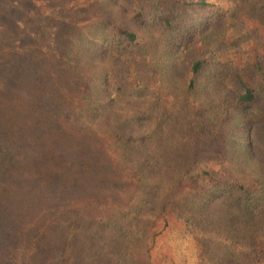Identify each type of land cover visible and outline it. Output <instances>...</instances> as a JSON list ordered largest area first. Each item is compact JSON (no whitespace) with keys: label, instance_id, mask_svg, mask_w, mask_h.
Returning <instances> with one entry per match:
<instances>
[{"label":"trees","instance_id":"1","mask_svg":"<svg viewBox=\"0 0 264 264\" xmlns=\"http://www.w3.org/2000/svg\"><path fill=\"white\" fill-rule=\"evenodd\" d=\"M54 3L62 54L0 47V264H143L169 219L175 264H264V0Z\"/></svg>","mask_w":264,"mask_h":264},{"label":"rangeland","instance_id":"2","mask_svg":"<svg viewBox=\"0 0 264 264\" xmlns=\"http://www.w3.org/2000/svg\"><path fill=\"white\" fill-rule=\"evenodd\" d=\"M56 5L54 0H0V47L2 45L19 47L26 41H32L34 43V49H44L52 56L62 54L63 47L61 44L63 42L59 43V48H55L53 44L57 33H59V30L55 27V23L45 24L40 31L39 27L41 28V24L34 19L35 12L48 15ZM221 145V143L214 144L211 147L212 150L210 149L209 151L210 153L212 152V154H209L211 156L210 158H219L217 162H211L213 165L211 172L225 175V167L228 165L223 160L225 156L221 157L218 155L219 153L225 155ZM217 149L219 151H216ZM171 224V219H169L167 224L159 220L147 232L144 237V243L138 251V260L140 263L175 264L178 262L174 247L169 240L170 231L168 227ZM170 237L173 239V236Z\"/></svg>","mask_w":264,"mask_h":264}]
</instances>
